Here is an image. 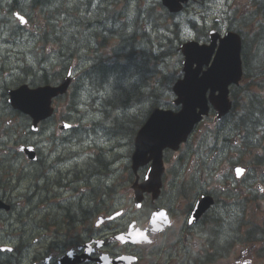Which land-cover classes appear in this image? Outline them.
<instances>
[{"label":"flooded vegetation","instance_id":"1","mask_svg":"<svg viewBox=\"0 0 264 264\" xmlns=\"http://www.w3.org/2000/svg\"><path fill=\"white\" fill-rule=\"evenodd\" d=\"M14 117L17 118L16 115ZM82 147L83 145H80L78 149H73L75 156L81 157L85 154L80 150ZM111 162L112 158L108 160V163ZM170 167L171 164L163 177L164 187L160 197L155 201L147 198L139 213L141 222L139 228L149 230L153 213L166 210L172 222L169 231L166 228L157 234H149L148 243L131 246L127 250L119 243H114L119 250H113V238L107 240L99 238L96 227V229H85L81 231L80 236L72 235L67 237L66 241L60 242L62 231L75 229L78 213L74 210L71 216L60 219V234L56 228L46 233V230H49V223L44 219L37 221L39 216H34L31 220L35 223L32 228L22 221V216H19L16 221L22 227L10 230L4 238L10 241L13 248L22 246L27 251V259L18 252V256L13 255L10 260L2 264H56L60 252L64 254L82 246L90 253V259H97L103 254L113 259L133 255L137 257V262L133 264H144L145 259L152 257L157 246H161L164 237L168 238L166 249L171 253L173 260L165 264H226L227 260L231 261L230 258H225L226 246L230 244L233 245L232 251L238 252V255L233 257L234 260L240 262L246 257L244 264L256 263L255 247L248 249L238 244L239 250V248L235 249V243L225 242L238 236L241 228L247 227L246 233L252 231L251 234L261 240L260 251L264 253V217L260 216L257 219V213L264 211V169L254 165L250 177L246 179H237L233 172V175L226 173L222 177L223 182L219 183L209 176L215 169L202 161L185 167L181 172H176ZM104 169L108 170L107 163ZM218 178L219 176H216V179ZM85 179H89V176ZM202 198H207L204 202L206 208L203 214L192 222V214ZM1 199L6 201V197ZM209 200L212 201L211 205ZM96 212L94 209L90 210V213L96 214ZM134 224L135 222L125 228L110 222L104 229L108 235L124 232L127 229L129 231ZM101 226L103 224L99 227ZM36 231L39 234H35ZM90 259L86 264H98L94 260L91 262Z\"/></svg>","mask_w":264,"mask_h":264},{"label":"rangeland","instance_id":"2","mask_svg":"<svg viewBox=\"0 0 264 264\" xmlns=\"http://www.w3.org/2000/svg\"><path fill=\"white\" fill-rule=\"evenodd\" d=\"M27 1L33 2V0H27ZM65 1H68V0H65ZM7 9L8 8L5 6H0V12L4 15H6L5 10H7ZM43 11H44V9L40 6H37V7H35V9L30 10L31 17L33 19L30 20L29 27H27V26L21 27L20 30L16 31V32L13 29H16L17 24H14L15 19H13V17L11 16L10 13H8L5 18L0 17V54L2 53V54H8L10 56H13L11 49L16 48L15 51L21 55L20 60L18 62H16V58H14L12 60L13 61L12 63H3V61H0V63H3V64H1V67L4 68V71L2 73L0 72V80L9 77L11 81L8 83V85L14 84L18 79L21 78V76H19V74L17 73V72H19V71H17V68H22V66L19 67V65L24 60L29 59L27 57V54L30 52V50L36 52L37 55H44L47 53H52V56L55 53V50H57L58 54L60 55V50H58V49H60V43H59L60 40H54V41L51 40L53 38V35H52L53 33L57 32V36L60 37V30L58 28V26L60 25V22L48 20L46 23H44L45 17L43 15ZM242 11H246L250 14H256V12H255L256 10H254V9H242ZM61 12H63V11L60 10L57 13L60 14ZM237 15H239V14H237ZM101 16H102V13L100 16H99V14L96 15L95 13H92L91 15L87 16V18L84 21L81 22L82 23L81 26L86 28L87 36H88L89 31L93 30L97 25H99L101 23V22L99 23ZM42 23H44V24L42 25ZM142 26L144 27L145 25H142ZM93 32H94V30H93ZM31 33L33 35H31ZM186 34H187V32L185 33V35ZM260 36L262 38H264V32ZM64 37H65V34H64L63 38ZM93 37H95L94 34H93ZM78 39L80 42L81 39L79 37H78ZM154 39H156V34L153 32L152 34L147 36L145 42H149V41L154 40ZM37 40L40 41V43H38ZM125 40H126V37H125ZM263 41H264V39H263ZM8 45H11V46H8ZM114 45L118 46L115 42H114ZM247 47L250 48V51L252 50L251 45H248ZM62 56H63V58L69 59V55L65 52L62 53ZM0 57H1V55H0ZM33 62L34 61H32V60H28L29 65H32ZM37 65H38V63H37ZM28 68H29V70H28L29 72L27 71L26 75L22 76V78H25V76H27L26 79H28V80L41 79V77H39L41 75V72L36 73L37 72L36 68L29 67V66H28ZM48 69L50 70V68H48ZM21 72H24V71L21 70L19 73H21ZM54 74L55 73H53V75ZM46 80H52L53 81V79H50V78H46ZM1 84H4V83L0 82V86H1ZM97 84H99V87L101 86V83H97ZM100 88L105 89V87L102 88V86ZM72 89L73 90L71 91L70 95L68 94L65 99H60V101H57L56 104H54V106L56 107V116L54 117V120L50 122V124H55L54 130L57 129V132H59L60 141L66 137L73 138L68 143V144H73V143H75V140L78 139V137H76V136L72 137V135H73L72 132H68L65 130L59 131V127L57 128V125H58L57 122L60 121V126H61L62 125L61 120H64L68 123H72L73 126L75 125L79 129L88 128L89 132L95 136L94 139H90L87 141L84 140V145L80 150L85 152V155H86L85 158L89 157L88 155L91 154V150H92L91 146L94 147V145L96 146L100 156H104L106 151L108 153L112 154L111 158L113 159V162L116 159V155L121 153V150H122V153L126 154V152L124 150H125V146L127 147V141L126 140L129 138L130 133H129V135L127 134V136H126L125 135L126 131L123 130V133H122L123 135H120L121 127H119V129L114 132L115 134L112 133V135L110 137L108 134V137L107 136L105 137L104 136L105 134L103 132V128L105 127L106 123H102V124L97 125V126H91V124H90V123H95V120H98V119H101L100 122H102V120H103L102 115L100 113L96 112V109L92 110V105L94 103L95 94L92 92L86 93V92H83L82 90L79 92V89L77 88L76 85ZM169 99L170 98L167 99V102L170 101ZM72 100H74V102L76 104V108H77L76 109L77 112H75V114L69 113V109H68L70 102ZM158 100H160L159 97L156 98V101H158ZM2 101L3 100L1 98V90H0V114L3 113V107H4ZM125 103H127V102H125ZM135 111L138 112L137 109H135ZM117 112L120 115V118L123 119V117L125 116V112L122 110H119ZM69 114H71L70 118H67V117H69ZM79 119H80V121H79ZM122 119H120V123H124V125H126L125 128L129 127L132 129L135 126V124H133V126H131L130 124L126 123L127 119H123V120ZM88 122H89V125H88ZM107 123H108V125H110L111 121L108 120ZM1 127H3V125ZM15 129H13V130H15ZM18 129L20 130L22 128L19 127L15 131H18ZM78 133L84 134V133H86V131L85 130L84 131L79 130V132L76 131V134H78ZM25 139H27L28 142H32V141L37 142L40 139V137H39V135H37V136H35V135L18 136L16 134L15 137H14V134L11 135L12 141L16 140V141L20 142V141H25ZM60 141L57 144H58V151L60 152V185H62L66 180L65 176L62 174V170L63 171L67 170V167L66 166L62 167V164L65 162H68V160L63 162L62 156L63 155L64 156L69 155L70 157H72L73 154L70 153L69 151L65 150L63 148V146H65V145L62 144ZM9 142L12 143L9 139L7 142V138L6 139L3 138L2 140H0V160H1V158L2 159L7 158V157H3V155L7 156L10 153H12L11 151H13V153H14V149H12L11 147H9V148L7 147L6 143H9ZM68 144H66V145H68ZM37 145H38V143H37ZM40 145H41V148L38 145L39 149H45L44 146L42 145V143H40ZM70 149L72 150L73 147H70ZM111 151H112V153H111ZM42 152L44 153L45 151H42ZM56 155H57V153H56ZM15 156H16V154L9 155L10 161H17V167H18L17 169L14 167V165H11V167H10V168H12L11 174L13 173V177L16 176V178H17V176L22 175V179H21V183H20V186L22 185V187H28L32 184H35V182H34V176H35L34 174L35 173H33V169L35 166L31 167V164H28L26 162L21 163V162H23V159L17 158V160H15L14 159ZM126 165L127 164H118L114 168L116 170V173H117L116 174L117 177H115V178L119 179V181H121L122 178H124V180H125L127 178V176H129V174H130L127 170H125V172H124ZM44 168L47 169L46 167H44ZM97 170H99L100 173L93 177L92 185L90 186V188L88 186H85L84 184H82V180H83V182H86V179H84L83 177H81V180L79 182L80 185H77L76 190L74 189V191L73 190L68 191V190H64V189L60 188L63 191L60 194V199L57 200L58 203H60V204L61 203H64V204L70 203V202L74 201V198L78 199L79 197H83V196L89 197L90 199H93L95 197V195H92L93 197L90 196L93 193V190L95 188H100V187H102V189H103V184H102L103 167H98ZM121 170H122V173L120 175L119 173L121 172ZM52 174H53V176L57 175V173H52ZM83 175L87 176V175H89V172L87 171ZM72 177H73V175L71 173V176H69V179L71 180ZM110 183L111 182L106 180V178H105V185L110 184ZM20 186H18V187H20ZM99 197L101 198L102 196L99 195ZM98 201L100 202V199H98ZM104 201H107V200L104 198Z\"/></svg>","mask_w":264,"mask_h":264},{"label":"trees","instance_id":"3","mask_svg":"<svg viewBox=\"0 0 264 264\" xmlns=\"http://www.w3.org/2000/svg\"><path fill=\"white\" fill-rule=\"evenodd\" d=\"M7 1H9L8 4ZM63 2H65V0H33V2L29 1V3L27 0H0V6L9 8L10 13L17 11L22 13L29 20L33 19L31 17L30 10L40 6L44 9V23H46L48 20L60 22V37L57 36L56 32L52 34L53 38L51 39L53 41L60 40V52H65L69 55V59H62L60 57V63L63 64L60 70V80L64 75L67 74L71 65H74L76 61L79 63L81 58V55H79L80 52L92 50V39L90 40L88 38L86 34V28L81 26V22L84 21L87 16H89L91 8H87L89 13H83L81 10L75 12H61L59 14L57 12L61 10V3ZM0 17L5 18V15L0 12ZM103 21L106 22V19L101 18L99 23ZM44 23H42V25ZM97 27L98 25L94 29H98ZM99 28L102 29L104 26H100ZM111 32L115 34L117 31ZM64 34L65 37L63 38ZM126 36V40L124 37L119 48H114V50L117 51L113 60L98 56L90 62L91 66L85 69L83 74L84 81H91L90 83L93 86L95 85L98 87L99 84L95 83L94 78L97 80H100V78L103 76H107L109 78V80L105 83V86L107 85V87H113V93L115 94V99L113 101L114 107L111 113H114L115 110L120 108L121 110H128L131 108L139 110L141 107H143L142 105L145 103V100L156 101V98L159 97L156 93L157 82H153V76L157 73L156 57L154 54H152L149 47L148 51L144 49L137 54L135 49L136 46H138L136 39L137 34H126ZM78 37L81 39L80 42ZM123 49L124 51H122ZM99 62H101V65H103L109 71L108 74H106L108 71L104 73H98L96 71V67L99 66ZM83 64L84 63H82V65ZM162 83L163 82L160 81V85ZM2 97L7 108L11 110V112H14V114H17L18 112H15L14 110L12 111L10 105L7 102L5 93ZM246 107L247 116L244 119V122L248 121V134L254 136L257 132L258 125L260 124V117L256 115V112L259 108H264V100L261 101L255 95H251L250 101L247 103ZM111 113H107L106 118L112 119L113 115ZM131 113L132 110L125 112V119H127L126 123L130 124L131 126L135 124L136 126H134L132 129L129 127L125 128L126 125H124V123H120L118 120H115V127L112 131L113 134H115L114 132L117 131L119 127H121L120 135H123V130L126 131V136L127 134L129 135V133L131 135H135L138 128L137 114L135 116H131ZM239 124L240 122H236L233 125L232 130L236 132L244 130L243 125Z\"/></svg>","mask_w":264,"mask_h":264},{"label":"water","instance_id":"4","mask_svg":"<svg viewBox=\"0 0 264 264\" xmlns=\"http://www.w3.org/2000/svg\"><path fill=\"white\" fill-rule=\"evenodd\" d=\"M188 65L192 67L193 58L187 59ZM191 81V78L187 77L185 86ZM200 84L207 89L208 86H212V93L220 88L214 84L213 79L207 78L200 81ZM67 83L60 89H52L50 87L42 88L39 90H28L22 88L16 92H11L10 101L16 108H19L26 114L31 115L35 122L48 118L51 113V100L53 97L62 94L66 91ZM207 91V90H206ZM221 91V90H220ZM192 93V94H191ZM191 102H199L200 96L203 94V87H198L194 91L189 93ZM222 94V93H221ZM188 95V94H187ZM223 98V96H221ZM185 108L180 114L165 113L156 114L150 119L148 125L139 133V139L137 141L138 154L141 151V157H145L146 148L150 151L153 150L156 158V171L155 177H159L162 172L161 154L164 148H175L180 142L184 141L188 134L191 132L193 125L200 120L203 112L206 111V107L202 109L200 113H196L195 106L189 104L185 99ZM222 102V99L220 100ZM199 106H205L199 105ZM139 142V143H138ZM33 153V152H31ZM137 154V156H138ZM137 156H135L137 158Z\"/></svg>","mask_w":264,"mask_h":264},{"label":"bare ground","instance_id":"5","mask_svg":"<svg viewBox=\"0 0 264 264\" xmlns=\"http://www.w3.org/2000/svg\"><path fill=\"white\" fill-rule=\"evenodd\" d=\"M9 3V1H7V4ZM84 9V1L83 0H68V1H65V2H63V3H61V10L63 11V12H75V11H81V10H83ZM11 14V16L12 17H14L15 16V14L14 13H10ZM19 29V25H17V27H16V29H13L14 31L15 30H18ZM93 30H94V32H93ZM93 30H91V31H89L88 32V38L91 40V39H93L94 37H93V34L95 35V37L96 36H98L101 32H103L104 31V29H93ZM93 32V33H92ZM263 39L264 38H262L261 36H259L258 37V39H257V45L260 47V48H262V49H264V41H263ZM247 50L248 51H250V48H248L247 47ZM122 51H124V49L122 50ZM122 55V54H121ZM118 56V55H117ZM98 67H96V71L98 72V73H104V72H107L108 70L103 66V65H101V62H99L98 63ZM67 71V70H66ZM66 71H64V72H66ZM63 72V73H64ZM117 72V71H116ZM109 73V71L106 73V74H108ZM65 74V73H64ZM63 75V74H62ZM108 77L107 76H103L102 78H100V80H97V79H95L94 78V81H95V83L97 84V83H101V86H102V88H106L107 87V85L105 86V83L108 81ZM89 81H90V79H89ZM91 82V81H90ZM76 131H78L79 132V130H72L71 132H72V134H73V136H76V137H78V139L77 140H75V143H73L72 145H71V147H73V149H78V146H80V145H84V140H86L87 141V137H95L93 134H91L90 132H89V130L88 131H86V133H84V134H76ZM110 156H112V155H110ZM113 160V159H112Z\"/></svg>","mask_w":264,"mask_h":264}]
</instances>
